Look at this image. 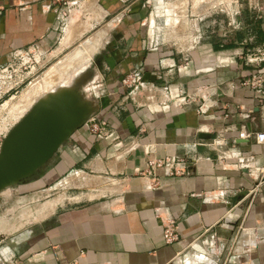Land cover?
Here are the masks:
<instances>
[{
	"label": "crops",
	"instance_id": "obj_1",
	"mask_svg": "<svg viewBox=\"0 0 264 264\" xmlns=\"http://www.w3.org/2000/svg\"><path fill=\"white\" fill-rule=\"evenodd\" d=\"M68 1L0 0V67L54 53L76 5L106 30L98 110L38 181L59 196L0 263L264 264V0Z\"/></svg>",
	"mask_w": 264,
	"mask_h": 264
},
{
	"label": "rangeland",
	"instance_id": "obj_2",
	"mask_svg": "<svg viewBox=\"0 0 264 264\" xmlns=\"http://www.w3.org/2000/svg\"><path fill=\"white\" fill-rule=\"evenodd\" d=\"M211 5L213 7V5L218 6L219 4L212 2ZM93 9L92 5L81 4L72 8L74 12L71 17H69L70 13L66 14L62 34L66 33L65 38L69 41H67V45H61L53 51L54 53L44 56L36 53L26 58L24 62L17 63L16 70L23 71L25 75L21 80L23 82L18 87L15 86L8 93H6L8 90L5 89V95H0V146L6 135L37 101L48 93L73 85L85 70L88 77L82 85L85 91L84 96L94 102L92 95L97 87L94 65L96 60H99L95 58L99 48L93 54L89 53L88 55V50L85 48H88L86 42L100 32H103L102 43L106 30H103L101 25H95L96 16L92 14L94 13ZM79 49L85 51L81 53L80 59H77L80 60L78 63L77 60H74V55ZM67 59L69 60L67 61ZM68 62L69 64H66ZM80 62L87 63V69L85 67L83 71H78L79 73L75 74V71L79 69L77 67L82 65ZM54 163L55 161H52L41 176H45L52 169ZM40 185L42 182L31 186L9 188L2 193L4 198L0 199V249L4 248L8 239H15L19 235L26 236L31 227L44 221L43 217L47 214L48 203L57 199L59 195L58 191L51 192L47 187ZM2 253L5 255L7 251Z\"/></svg>",
	"mask_w": 264,
	"mask_h": 264
},
{
	"label": "water",
	"instance_id": "obj_3",
	"mask_svg": "<svg viewBox=\"0 0 264 264\" xmlns=\"http://www.w3.org/2000/svg\"><path fill=\"white\" fill-rule=\"evenodd\" d=\"M87 77L85 72L72 89L38 101L6 135L0 146V199L9 188L38 182L59 150L97 112L83 94Z\"/></svg>",
	"mask_w": 264,
	"mask_h": 264
},
{
	"label": "built area",
	"instance_id": "obj_4",
	"mask_svg": "<svg viewBox=\"0 0 264 264\" xmlns=\"http://www.w3.org/2000/svg\"><path fill=\"white\" fill-rule=\"evenodd\" d=\"M56 1L63 3L65 6H69L68 0H56ZM238 14H239L238 9H236V15H238ZM34 54L35 53H30V52H26V51H16L13 54L12 63H10L8 66L0 67V87L5 86V88H6L7 84L10 85L14 81H16V82H14L15 84L7 87L8 91H6V93H8L13 88H15V86H17V85L19 86L23 82L21 80H22V78H24L25 74L23 73V71L19 72V70H16L17 63L20 64L21 62H24L26 60V58H28L29 56L34 55ZM246 62L248 65H253L256 67L263 66L264 65V44L261 45L260 47H257L255 49H252L251 51H249V53L246 57ZM17 75H18V78H16ZM18 80H20L21 83L18 82ZM248 84L251 87L258 88L259 92L261 91V89L264 91V74L254 75L252 80L250 82H248ZM89 121H88V123H89ZM173 238L174 237L172 234L167 235L168 241H170Z\"/></svg>",
	"mask_w": 264,
	"mask_h": 264
},
{
	"label": "bare ground",
	"instance_id": "obj_5",
	"mask_svg": "<svg viewBox=\"0 0 264 264\" xmlns=\"http://www.w3.org/2000/svg\"><path fill=\"white\" fill-rule=\"evenodd\" d=\"M67 41H68V40H65V41L63 42V46L67 45V44H66ZM68 42H69V41H68ZM81 49H82V48H81ZM79 50H80V49H79ZM79 50H78V51L75 53V55H74V60H75V61H76L77 59H80V57H81V53H83V51H85V50H88L87 55H88L89 53H92V49H91L90 47H88V49L85 48V50H84V49H83V50H80V51H79ZM86 52H87V51H86ZM86 52H85V53H86ZM82 56H83V55H82ZM69 57L71 58V55H70ZM69 57H68V58H69ZM72 57H73V56H72ZM70 58H69V59H70ZM85 58H86V54H85ZM85 58H84V59H85ZM87 58H88V56H87ZM69 59H67V61H68ZM88 59H89V58H88ZM78 61H80V60H77V62H78ZM83 61H84V60H83ZM85 61H86V60H85ZM81 62H82V60H81ZM81 62H80V64L83 63V62H82V63H81ZM78 63H79V62H78ZM78 63H77V64H78ZM63 64H64V63H63ZM66 64H69V62L66 63ZM66 64H65V65H66ZM80 64H79V65H80ZM65 65H64V66H65ZM66 66L69 67V65H66ZM84 66H85V62H84V64H82V65H80L79 67H77V68H79V69H77V70L75 71V74H76L78 71H79V72H80V71H83V69L85 68ZM61 68H63V67H61ZM65 68H66V67H65ZM65 68H64V69H65ZM64 69H63V70H64ZM60 71H61V70H60ZM65 71H66V70H65ZM79 72H78V73H79ZM85 72H86V71H85ZM85 72H84V73H85ZM84 73H83V74H84ZM83 74H82V75H83ZM82 75H81V76H82ZM81 76H79V78H80ZM68 77H69V76H68ZM79 78H78V79H79ZM76 81H77V80H76ZM76 81H75V83H76ZM75 83H74L73 85L69 86V87L61 88V89H59V90H57V91L54 90L55 92H53V93L51 92V93L46 94V95H45L44 97H42L40 100L45 99L48 95L56 94V93H58V92H60V91L66 90V89H72V88L74 87ZM83 94H85V91H84V90H83ZM40 100H39V101H40ZM37 102H38V101H37ZM37 102H36V103H37ZM36 103H35V104H36ZM35 104H34V105H35ZM32 107H33V106H32ZM31 109H32V108H31ZM31 109H30V110H31ZM36 183H37V182H36ZM32 185H33V184H32Z\"/></svg>",
	"mask_w": 264,
	"mask_h": 264
}]
</instances>
